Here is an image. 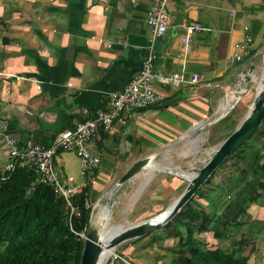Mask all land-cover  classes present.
I'll list each match as a JSON object with an SVG mask.
<instances>
[{"label": "crops", "instance_id": "0c3cea01", "mask_svg": "<svg viewBox=\"0 0 264 264\" xmlns=\"http://www.w3.org/2000/svg\"><path fill=\"white\" fill-rule=\"evenodd\" d=\"M148 6V0H0V132L13 136L20 147H47L60 132L105 109L109 94L122 91L148 56ZM167 9L170 25L155 43L154 73L168 77L184 70L188 82H154L161 102L146 111L123 112L107 133L101 131V163L85 178L86 200L94 209L114 199L134 201L139 222L165 211L187 185L176 175L152 170L122 186H116L118 180L137 161H153L225 118L233 105L220 112L224 99L238 95L237 84L253 65V58L231 64L235 45L248 34L257 56L264 42V0H170ZM191 24L203 31L192 38L191 53L183 60L180 38ZM193 75L195 84L189 82ZM61 154L55 163L69 181ZM6 163L0 144V170ZM219 172L193 198L210 219L206 232L193 234L191 244L231 250L241 231L238 237L249 244L250 235L253 242L243 254L252 255L255 248L253 254L263 257L264 126ZM164 227L115 251L132 264H173L178 236L185 238L187 231L179 228L174 237ZM90 228H100L91 217ZM257 232L262 236L252 235ZM218 233L225 235L217 239ZM250 258V264L258 263Z\"/></svg>", "mask_w": 264, "mask_h": 264}, {"label": "trees", "instance_id": "16d2710c", "mask_svg": "<svg viewBox=\"0 0 264 264\" xmlns=\"http://www.w3.org/2000/svg\"><path fill=\"white\" fill-rule=\"evenodd\" d=\"M261 47L262 44L259 49ZM257 50L244 60L254 58ZM262 124L264 126V120ZM245 144L228 156L209 179L237 156ZM87 191L85 187L82 194L72 198L79 216L70 217L62 197L52 187L37 182L31 170L22 166L12 172L0 170V264H80L84 241L79 235L89 230L91 217V209L84 205ZM209 219L192 199L174 217V226L171 222L165 225L166 230H173L174 237L178 236L179 228L187 231L185 238L178 236L180 250L173 256L172 263L250 264V255L243 254L246 242L242 237L234 242L231 250L191 244L193 234L206 232ZM224 235L218 233L215 237L219 239Z\"/></svg>", "mask_w": 264, "mask_h": 264}, {"label": "built area", "instance_id": "2783aa9c", "mask_svg": "<svg viewBox=\"0 0 264 264\" xmlns=\"http://www.w3.org/2000/svg\"><path fill=\"white\" fill-rule=\"evenodd\" d=\"M169 1L148 0L146 24L151 33L148 56L143 61L138 74L130 80L122 91L109 94L106 108L97 111L93 119L79 122L73 128L60 132L47 147L37 143H28L26 146L20 147L13 136L0 132V144L7 154L4 170L12 172L17 166L31 170L35 174L37 182L52 187L54 192L62 197L70 217L79 216V209L73 204L72 198L83 193L87 186L85 178L89 172L96 170L101 163L99 137L101 131L107 133L114 120L123 112L147 109L161 102L163 97L155 90L154 82L158 81L163 85L188 82L184 70L180 74H172L168 77L157 76L154 73L155 43L157 39L165 35L170 25L167 9ZM202 31L203 28L199 24H191L185 27L180 38L182 50L178 57L186 60L187 55L191 53L192 38ZM252 51L253 41L247 34L244 41L235 45L230 59L231 64L242 62L250 56ZM189 82L197 83V76H191ZM62 152L73 153L80 160V177L82 180L80 184L74 185L63 178L55 163L56 157ZM84 205L86 209H91V211L94 209V205L86 199ZM86 233L84 231L79 235L83 241ZM121 263L132 264L122 254L112 250L102 259L100 264ZM257 264H264V254Z\"/></svg>", "mask_w": 264, "mask_h": 264}, {"label": "water", "instance_id": "95a60500", "mask_svg": "<svg viewBox=\"0 0 264 264\" xmlns=\"http://www.w3.org/2000/svg\"><path fill=\"white\" fill-rule=\"evenodd\" d=\"M254 71L255 66L251 65L250 73H253ZM254 78L255 76L252 74V80ZM259 82L261 86L256 91L246 114L235 130L216 147L208 162L203 167L196 169L193 173L187 174L189 175V178H185L181 174V171L169 168H160L161 171L171 173L187 180V186L185 190L174 201V203L165 211L151 219L144 220L126 227L122 225L114 226L111 231H116L117 233L108 240H104L102 230L100 228H90L85 236L80 264H99L101 258L103 259L105 255V251L115 250L120 244L124 242L145 237L152 232L163 228L182 210V208L188 202L193 199L198 190L224 163L225 159L234 151L238 150L242 145H244L257 132L264 120V42L262 44V65ZM245 93L246 91L244 89L241 90L238 94V98L241 99ZM170 104L171 103L164 104L158 108L162 109ZM144 110L146 111L148 109ZM1 124L2 123H0V125ZM0 130L2 131L3 129L0 128ZM152 162V158L150 157H146L137 161L121 176L116 186H122L139 173L151 170ZM157 169L152 171H157Z\"/></svg>", "mask_w": 264, "mask_h": 264}, {"label": "rangeland", "instance_id": "374dc122", "mask_svg": "<svg viewBox=\"0 0 264 264\" xmlns=\"http://www.w3.org/2000/svg\"><path fill=\"white\" fill-rule=\"evenodd\" d=\"M260 41H262V39ZM252 64L255 66V71L253 73H250L248 79H244V81L240 79V84H237L239 85V87H236L237 91H240L241 88L245 89L246 94H244L242 100H240L238 104L233 105V108L231 107L229 109L228 113L225 114V118L219 120V122H217L216 124H213L203 130L201 129L198 133H193L189 138L181 140L177 144H174L167 151H164L157 159L153 160L154 164L159 166V168L161 169L173 167L177 168V170L179 171L182 170L181 173L185 175V178H189V175L187 174L193 173L196 169H200L208 162L211 154L216 149V147L223 140H225L224 138L227 135H230L232 133V129H235L238 126L253 100V97L257 91L256 84L261 76L262 50H260L259 54L253 58ZM252 74L255 76L256 81L252 80ZM225 101L226 98L224 99L223 104L225 103ZM262 128L263 124L259 127L255 135H258ZM60 158L64 162L63 168L68 180L74 185L80 184L81 166L80 160L77 158V156L70 152H62ZM219 171H221V169H219L218 172ZM226 171H228V169ZM220 173L221 172H219V175ZM216 174L217 172L215 173V175ZM222 176L223 174L220 177ZM184 182L185 185H187V180L184 179ZM114 201V203L109 205L107 203L101 204L99 205V207L97 205V207L91 211V218L93 219L95 217L96 213L98 212V210H100V208L102 209L106 207L110 211V220L108 228H112L116 225H122L126 227L139 222L142 215L137 209H134V201L118 199H114ZM154 216L156 215H152V217ZM262 227H264V224ZM256 230L259 231V227H256ZM104 231L107 230L104 228ZM261 232H257L252 235L258 236L261 235ZM241 234L242 232L240 231V234L238 233L235 238H240L238 236ZM262 237H259V240L264 242V238ZM247 239L248 241L251 240V242H249V244L246 243V245L251 246L253 243L252 237L250 235H247ZM255 251L256 249L254 248L253 253ZM253 253L252 255L250 253L252 259H254L256 255ZM261 258L262 255L257 254L253 262H256L257 259L259 261L261 260Z\"/></svg>", "mask_w": 264, "mask_h": 264}, {"label": "bare ground", "instance_id": "6f19581e", "mask_svg": "<svg viewBox=\"0 0 264 264\" xmlns=\"http://www.w3.org/2000/svg\"><path fill=\"white\" fill-rule=\"evenodd\" d=\"M253 81H256V78L253 79ZM252 81V82H253ZM255 84V83H254ZM257 90L258 88H260V82L259 80L257 81ZM234 92V91H233ZM241 99L238 98V96H235L234 94H228L227 97H226V101H225V104H223L221 106V109H220V112L222 111H226L228 109V107H231L232 105H235V104H238V102L240 101ZM233 108V107H232ZM117 120V119H116ZM115 120V121H116ZM192 143V142H191ZM158 166L156 164H154L152 162L151 164V170H155L157 169ZM160 168L157 169V171H159ZM161 171V170H160ZM183 176H185L183 173H181ZM108 207V206H107ZM109 220H110V211L108 208L104 207V208H100V210L98 211V213L95 215L94 217V221L97 223L98 226H100V229L102 230V235H103V238L104 240H108L110 239L114 234H116L117 232L116 231H111V229L113 228H108L109 226ZM104 228L107 230V231H104ZM111 252V250H108V251H105V256H107L109 253ZM103 257V258H104ZM102 260V258H101ZM101 260L99 262V264L101 263Z\"/></svg>", "mask_w": 264, "mask_h": 264}]
</instances>
